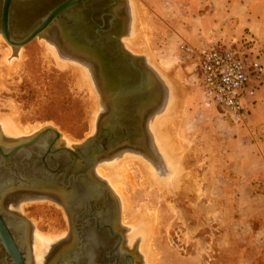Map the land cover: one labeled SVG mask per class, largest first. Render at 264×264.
<instances>
[{
	"label": "rangeland",
	"instance_id": "rangeland-1",
	"mask_svg": "<svg viewBox=\"0 0 264 264\" xmlns=\"http://www.w3.org/2000/svg\"><path fill=\"white\" fill-rule=\"evenodd\" d=\"M122 1L125 4L122 28L126 34L122 35L120 40L130 33L133 22L131 5L128 0ZM138 1L146 12L143 24L146 25L148 37L130 46L137 52H142V48L147 46L154 54L155 64L149 62L142 55L128 51L123 44L122 47L134 57L143 59L144 62H142L147 71L153 70L149 73L156 78L164 92L161 101L153 100V98L145 106H149V108L142 126L144 146L118 147L108 157H102L101 160H107L120 151L133 149V151L145 155L148 162H151L150 164L162 177L160 180L164 189L159 186V183L148 182L142 177L138 166L129 163L135 188L131 189L127 183H124L129 207L122 214L123 217L119 212L118 223H121V220L132 222L140 216V213H147L145 216L150 220L158 221L156 236L152 239V248L158 262L156 264H264V232L257 229L259 221L264 219V211L260 203L249 201V197H247L245 201L251 206L250 212L240 210L235 195V177L219 175L220 142L230 136L229 129L232 126L238 125L224 121L214 111L206 110L201 106L198 82L188 71L184 62L185 58L174 45V41L178 37L167 35L170 31L164 23L163 16L167 18L173 15L179 17L181 12H186L185 1ZM180 5L183 6L180 7ZM0 47L1 50L10 47L13 51L4 39ZM22 49L24 58L19 71L7 78L4 82V89L3 87L0 89V114L16 113L19 124L25 128L31 125H44L43 127L51 125L59 133H64L77 143H82L91 137L88 136L91 132L88 119L93 118L88 117L92 107L91 99H89L91 96L89 97V91L86 90L87 88L85 89L84 84L80 80L78 81L79 77L75 80L77 76L70 67L59 68L49 56L46 59L43 56L44 49L39 45L38 37L32 39ZM83 60L89 62L87 57H84ZM168 77L170 78L168 79ZM172 82L180 87L178 88V97H184L180 98L182 106L184 105L182 107L184 113L181 115L180 126L174 130V135L178 140H181H179V144L181 143V147L183 146L185 159L183 158V161L177 163L181 164L183 169L186 167L187 171H191V173L188 172L189 175H187V171L184 172L185 175H182V180L180 179L182 183L178 186L166 182V178L170 176L167 171L170 170L166 161L161 159L160 152L154 146L153 139L146 128L153 118L149 116V112L155 114L159 111V106L162 105L163 109L170 101ZM96 83L95 81V86ZM152 83V93L157 98L155 82ZM112 88V83L109 81L105 93L111 91ZM96 89L98 90L97 86ZM97 97L101 104L99 106H102L104 104L102 96L99 94ZM99 108L101 109L99 112L102 113V108ZM98 118L99 116L92 136L96 134ZM2 136L4 135L2 134ZM8 139L10 137L6 138V140ZM149 155L152 158L148 157ZM156 164L158 165L156 166ZM178 164L177 166H179ZM159 169L161 172H158ZM14 198L17 199L13 200ZM0 204L2 210L4 209V214L12 217L17 216L26 225L31 239L28 241L27 249L32 258V264H41L44 259L45 264H48L59 253L62 245L51 249V243L48 244L38 261L34 254L32 237L35 230L47 234L49 228H54L56 234L58 232L60 235L64 232L67 236L70 231V223L69 216L63 208L44 199L27 200L18 198V196L2 198ZM8 219L6 218L5 221L14 233L13 225ZM249 223H254V226L252 227ZM118 225L123 229H121L125 239L123 247L138 255L139 259L135 264H142L143 259L137 250V244L129 246L126 241L127 231L121 224Z\"/></svg>",
	"mask_w": 264,
	"mask_h": 264
},
{
	"label": "water",
	"instance_id": "water-1",
	"mask_svg": "<svg viewBox=\"0 0 264 264\" xmlns=\"http://www.w3.org/2000/svg\"><path fill=\"white\" fill-rule=\"evenodd\" d=\"M97 4V8L91 10L84 0H53L49 6L47 1L42 0H0V31L8 43L25 45L55 21L54 25L57 24L63 29L65 37L87 50H93L95 46L97 51H105L107 48L104 46L111 44L112 68L119 66L125 74L131 73L138 78L133 85H123L113 90L112 100L111 98L107 100L108 109L102 112L101 118L108 121V126L99 121L96 134L72 149L60 147V134L49 126L26 139L19 141L5 139L8 141L5 144H10L9 146L0 142V191H4L0 193H4V198L26 194L24 193L26 190L43 195L46 193L64 206L70 221L69 237L72 238L69 248L66 249L68 251H60L64 255L68 254L65 262L133 264V251L122 246V232L120 233V229L116 227L117 212L113 210L112 200L99 186V182L90 175L98 157L106 156L110 149L114 150L118 146L131 145L130 133L143 126L147 114L143 116L145 114L143 112L144 118L140 125L138 121L132 119L129 122H121L117 119L116 107L118 103L123 102L121 108L124 112L121 115L123 117L128 115L131 99L137 94L139 96L144 94L147 90L145 87L147 68L141 58L134 57L122 47L120 39L125 32L115 11L123 12L124 2L100 0ZM80 13L86 17L89 15L90 20L92 14L100 16V25L92 23L96 39H88L82 31L67 32L71 26L67 23L79 17ZM25 19L31 23L25 24L27 27L17 28L20 33L15 32L12 35L10 31L12 27L20 25ZM84 20L87 26V18ZM124 119L126 121V117ZM117 123L125 124L124 134L122 131L117 132ZM2 223L0 218V240L6 252L16 264H23L14 240L3 231ZM87 244L94 248L93 253H96V256L93 259L82 256V251L84 255L86 254Z\"/></svg>",
	"mask_w": 264,
	"mask_h": 264
},
{
	"label": "bare ground",
	"instance_id": "bare-ground-1",
	"mask_svg": "<svg viewBox=\"0 0 264 264\" xmlns=\"http://www.w3.org/2000/svg\"><path fill=\"white\" fill-rule=\"evenodd\" d=\"M42 1H45V0H42ZM137 1L136 0H128L129 4L131 5V9H132L133 22H132L131 27H130V33H128V35H126L121 40V43L123 44L125 49H127L128 51H130L134 54L142 55L149 62L154 63V59H153L154 54L147 46L142 48L143 49L142 52H137L130 46L132 44L139 43V41L141 39L148 37V34H147L148 31L145 28L146 25L144 26V24H143V18L146 15V12H145V9H143L142 6L140 5L141 3L138 1L140 3L139 4ZM123 7H122V9H123L122 11H124ZM74 9H76V8H74ZM123 14H124V12H123ZM27 23L30 24L31 21L25 19L22 23H20V25H14V26L15 27H17V26L27 27L28 25H25ZM54 23H55V21L51 22V24H49V26L47 28H45L40 34L36 35V37H38L39 45L42 46L44 49L43 56H45L46 59H47V56H49L52 60H54L56 62L55 63L53 61L56 64V66L57 65L59 66V68L62 67L64 69L65 67H70V69H72L74 71L73 73L75 74V76H77L75 80H77V78L79 77L78 81L80 80V82H82L84 84L85 89L87 88L86 90L89 91L88 94H89V97L91 96V98H89V99H91L92 107L90 110L91 113L88 117L91 116L93 118L90 117L91 119H88L90 121V126H91V129H90L91 132L89 130L90 133L88 134V136L93 137L94 135L92 136V134L95 132V123L97 121L98 116H99V118H98L96 128L98 127V125H100L99 121H102L104 125L108 126V121H105L103 119L101 120L102 113L99 112V109H100L99 107L102 108L103 112H104V110H107L108 109L107 100L112 97V94L109 93V91H108V93H105V91H106V90H104V88H106L105 83H104L105 81H103V82L101 81L102 79L99 78V75H100L99 72H98V76H97V73H95V71H94L95 66L93 64H91L90 62L87 63V62H85V60H83L84 57L91 58L90 53L88 54L85 52L78 51V49H81V47L79 45H78L79 46L78 47L76 43L72 42V40H69V38L67 36L65 37V34H64L65 32H63V29L60 28L57 24L54 25ZM35 25L39 26L38 24H35ZM14 26L12 27V30H10L12 32V35H14L16 32L14 30ZM53 26H57L59 28V30H61L60 32H61V36L65 40V41L63 40L64 42L56 40L57 36L55 35L54 32H50L46 36V32L48 31V29H50ZM123 32H124V29H123ZM17 33H20V30ZM125 34H126V32H125ZM2 37H3V35L0 31V44L3 43V39L5 40V38L4 37L2 38ZM6 43L12 47L13 51L11 50L10 47H7L6 50H4V49L1 50V47H0V56H1V58H0V89L2 87L4 89V87H5L4 82L7 78H10L13 74H15L19 71V69L21 67V62L23 61V58H24L22 47L26 45V44L25 45H16L15 44L16 42L11 44V43H8L7 41H6ZM142 61H143V59H142ZM146 71H147V69H146ZM149 72H150V69H149ZM149 72L148 71H147V73L145 72L146 73V79H147L145 82V87H147L146 85H148V87H150V89H152V86H153L152 82H155V89L157 91V98H155V100L161 101L162 100V94L164 92V91H162V86L160 87V84L157 83L156 78H154L152 76V74H150ZM74 74H72V75L74 76ZM169 78L170 77H168V79ZM95 81L97 82L96 86H97L99 91L96 89ZM174 82H172L173 84H171V85H173L172 96H171V99L168 102L167 106L163 107V109H162V105L159 106V108H158L159 111L155 112V114H154V112L153 113L149 112V116H151V118L152 117L153 118L151 119L150 124H148V127H146V128H147L149 134L151 135V137L153 139L154 146L160 152L161 159H164L166 161L167 166L170 170V171H167L168 175H170V176L166 178V182L170 183L171 185L173 184V185L178 186L179 184L182 183L181 177H182V175H185L184 172L186 173L187 168L185 167L186 169L184 168L185 169L184 170L183 166H181V164L179 165L177 163L179 161H183L182 159L185 156L183 154L184 149L182 150L183 146L181 147V145H180L181 143L179 144L180 139L178 140V138L175 137V135H174V130L178 129V127L180 126L181 120H182L181 115H182V113H184L182 110V107L184 105L182 106V103L180 101V98H184V97H180V98L178 97V92H179L178 88H180V87H178V85H176ZM76 83H77V81H76ZM169 83H171V82H169ZM77 84H79V82ZM165 90H166V88H165ZM148 91L149 90L147 89V90H145L144 94L142 93V95H140V96L137 94L135 97H137V100L139 102H141V99L144 101L146 96H147L146 92H148ZM99 94L102 96V99L104 101V104L102 106H99V105H101V104H99L100 100L98 101L99 97H97V95H99ZM110 100H112V98ZM122 103L123 102H120V103H118V105L121 106ZM154 110H156V109H154ZM116 111H117V107H116ZM130 111H132V110H129V112ZM123 112H124L123 109H121L120 113L122 114ZM143 112L145 113L146 111L143 109ZM144 113H141V117L144 116L143 115ZM15 114L14 113L6 114V115L0 114V133H2L4 136L10 137V139L14 138V139H12L14 141H19L22 139L29 138V137L33 136L35 133H37L38 131H40L41 129L46 127V126L43 127L44 125L43 126H40V125L32 126L31 125L28 128L22 127L17 120L18 115L16 116ZM131 115H133V113H131L129 115V117ZM116 116L117 117L120 116L121 118L123 117L122 115L119 114V112H118V115H116ZM104 117L105 116H103V118ZM132 120H134V118ZM144 122H145V120H144ZM124 126H125V124H123V123H120L119 126L117 125L116 126L117 132H120ZM47 127H48V125H47ZM49 127H52V126L50 125ZM55 130H57V129H55ZM57 132H58V130H57ZM2 134H0V142L5 146H9L10 144H5V143H8V141H5V139L7 137L2 136ZM59 134H60V138H59V144H60L59 146L60 147L72 149V148H74V146L80 145L86 141L85 140L82 143L78 142L80 144H78L75 141L77 143L75 145L74 144L75 142L73 140H71L67 135H65L64 133H61V132ZM130 134L132 135V138H131V142H132L131 145L132 146H134V147H143L144 146L143 142L140 145L134 144L136 138L140 134H143V127L139 126L135 132L133 131V133H130ZM91 137H89V138H91ZM131 145H128V146H131ZM118 147H117V149H118ZM123 147H125V146H123ZM110 150L111 151L106 156H102V157H108L109 154H111L113 151L116 150V148L114 150H112V149H110ZM102 157L97 158V160H96V162L92 168V172H91L90 176H92V178H95L99 182V186L107 192L108 197L110 198V200H112L113 210H116V212H117V217L115 218L116 219V227L120 229V233L122 232L123 229L120 228L118 224H121V226L123 228H125V231H127L126 241H127L129 246H132L135 243L137 244V250L139 251L141 258L143 259L142 264H156V263H158L157 258H156V254L152 248L153 247L152 246V239L154 238V236H156L155 235L156 234V225H157L158 221L155 222L154 220H150L147 216H145V215H147V213L146 214L140 213V216L136 220H133L132 222H126V221L124 222V220L123 221L121 220V223H118V222H119V212L121 213V217H123L122 214H124V212H126L128 207H129V201H128V197L126 195L124 183H127L131 187V189L135 188V184L133 181L132 172L130 170L129 163L136 164L138 166L139 172L141 173L143 178H145L148 182H151L154 184L159 183V186L161 188L163 187L161 185L162 181L160 180V178H162V177L159 176V174L157 173L154 166L152 164H150L151 162L150 163L148 162L149 160H147L145 158L146 157L145 155H143V154H141L135 150L133 151V149H130V150L127 149L124 151H120L107 160L106 159L101 160ZM148 157H151V156L149 155ZM158 157H160V156L158 155ZM166 163H164V164H166ZM176 163L179 166H177ZM157 165L158 164H156V166ZM158 172H161V170ZM167 172L165 171V173H167ZM188 172H189V170L187 171V175H189ZM189 173H191V171ZM161 175H163V174H161ZM90 176H89V178H90ZM179 187L181 188V186H179ZM179 187H178V189H180ZM163 189H164V187H163ZM26 191L29 192L30 190H26ZM0 192H4V191L1 190ZM3 194L4 193H2V194L0 193V201L2 200V198H4ZM22 197L23 196H21V198ZM22 199H27V200H29V199H31V200L32 199H44V200L50 201L52 203H55L56 205L62 207L63 210L65 211L64 206L61 203L56 202L52 197H49L48 195H45V194L44 195L43 194H38V195L29 194L28 196L23 197ZM118 208H119V211H118ZM1 211H2V208H1ZM65 213H66V211H65ZM13 227L15 230L14 233H16L17 237L22 241V239L25 238L24 235H25L26 229H25L24 225H22V227H21L17 223V225H15ZM69 233H71V232L69 231ZM69 233L66 237L68 239L70 238ZM57 234H58V232H57ZM57 234L54 231V228H51V229L49 228V231L47 232V234L46 233L45 234L40 233V231H38V230L34 231L32 238H33V249H34V254H35L36 260L38 259V261H40L39 259L41 258V255L44 254L43 251L48 246V244L53 243L59 239L61 240V238H62V240H66V239H64L65 238L64 236H66V234L64 232L61 233L60 235L59 234L57 235ZM68 239H67V241H68ZM124 240L125 239L122 235V244L124 243ZM67 241H65V242H67ZM85 248H86L85 249L86 254L84 255V252L82 251V254H83L82 256H85V257L88 256V259L95 258L96 253H93L94 248H92L90 246V244L85 245ZM26 249H27V246H26ZM48 252H49V250H48ZM132 254H134V252H132ZM137 257H138L137 254L133 255V264H135V262L138 261L139 257L138 258ZM26 258H27V264H32V259H31V256H30L28 249H27ZM66 259H67V256L65 258H61L57 262V264L68 263V262H65ZM82 259H84V257H82ZM81 263H82V261H81Z\"/></svg>",
	"mask_w": 264,
	"mask_h": 264
},
{
	"label": "crops",
	"instance_id": "crops-1",
	"mask_svg": "<svg viewBox=\"0 0 264 264\" xmlns=\"http://www.w3.org/2000/svg\"><path fill=\"white\" fill-rule=\"evenodd\" d=\"M184 1L186 12L179 17L163 16L170 31L167 35L178 37L175 46L180 40L196 47L241 46L258 53L264 67V0ZM254 101L247 123L232 126L230 136L220 142L218 163L219 175L235 177L238 208L248 213L251 206L245 201L247 197L260 203L264 211V76ZM258 225L264 232V219Z\"/></svg>",
	"mask_w": 264,
	"mask_h": 264
},
{
	"label": "built area",
	"instance_id": "built-area-1",
	"mask_svg": "<svg viewBox=\"0 0 264 264\" xmlns=\"http://www.w3.org/2000/svg\"><path fill=\"white\" fill-rule=\"evenodd\" d=\"M176 48L198 82L201 106L233 125H245L263 83L258 53L234 45L196 47L182 40Z\"/></svg>",
	"mask_w": 264,
	"mask_h": 264
},
{
	"label": "flooded vegetation",
	"instance_id": "flooded-vegetation-1",
	"mask_svg": "<svg viewBox=\"0 0 264 264\" xmlns=\"http://www.w3.org/2000/svg\"><path fill=\"white\" fill-rule=\"evenodd\" d=\"M45 1H47V3H48V6H49V4H51V1H53V0H45ZM85 1V3H87V6H89L90 7V9L91 10H94V9H96L97 8V6H98V4L96 5V3H97V1H98V3H99V1L100 0H84ZM84 3V2H83ZM108 3H110V1L108 2ZM116 13V15H117V17H118V20H120L121 21V23H122V25L124 24V19H123V17H124V14H123V12H121V10H118V11H115ZM85 18H87V22H88V24H87V26H86V22H85ZM92 21V22H91ZM123 21V22H122ZM92 23L93 24H98V25H100L101 24V21H100V16L98 15V14H92L91 15V20L89 19V15L86 17L85 15H83L82 13H80V16L79 17H76V19H74V20H70L67 24H71V26H70V28L68 27V29H67V32H68V30H69V32L70 31H72L71 33H74V32H77V33H80V31H82L83 33L85 32V35H86V37L88 38V39H96L97 37H95V35H94V33H93V29H94V27H93V25H92ZM18 28L20 27V26H17ZM17 27H15L14 26V30L16 31V32H19V30H17ZM65 30H66V28H65ZM61 30H59V28L57 27V26H53V27H51L50 29H48V31L46 32V36H47V34L48 33H50V32H54L55 33V35L57 36L56 37V40H59V41H63L64 39H63V37L61 36V32H60ZM65 41V40H64ZM63 41V42H64ZM107 41V40H106ZM72 42H74V41H72ZM69 43V42H68ZM74 43H76L77 44V46L79 45L77 42H74ZM122 44V43H121ZM80 46V45H79ZM78 46V47H79ZM104 47H106L107 49L105 50V51H101V50H96V48L97 47H95L94 46V49L93 50H91V49H85V48H83V47H81V49H78V51H81V52H85V53H90V56H91V58H88L89 59V62L91 63V64H93L94 66H95V68H94V71H95V73H97V76H98V72L100 73V75H99V78L100 79H102L101 81L103 82V81H105L104 83H105V86H106V88H104V90H106L107 89V87L109 86V81H111V83H112V86H113V88L111 89V91H109V93H111L112 94V92H113V90H117L118 88H120V87H122L123 85H125V86H128V85H133V84H135L136 82H137V75H133V74H125V71H123V69L122 68H120L119 66H117L115 69L114 68H112V45L111 44H107L106 46H104ZM89 56V55H88ZM95 58V59H94ZM98 79V78H97ZM108 85V86H107ZM147 86V89L150 91H148V94H147V96H146V98H145V100L143 101L142 99H141V102H139L138 100H137V97H134L133 99H131L132 101L129 103V107H128V111L129 110H132V111H130L131 113H133V115H131L130 117H129V115L131 114L130 112L128 113V115L126 116H124V117H126V121H125V119H124V117H120V116H118V120H120L121 122H129V120L131 121V119H133L134 118V120H138V123L139 124H141V122H142V119H143V117H141V113H143V109L147 112L148 111V108H149V106L148 107H145L148 103H150L151 101H152V99L153 100H155V96L153 95V91H152V89H150V87H148V85H146ZM152 96V97H151ZM134 105V106H133ZM151 106V105H150ZM121 107V106H120ZM119 107V105L117 104V113L119 112V114L121 115V110L120 109H122V108H120ZM147 109V110H146ZM145 112V114H144V116L148 113H146ZM129 117V118H128ZM117 118V117H116ZM117 125L119 126L120 125V123H117ZM121 127V126H120ZM122 134H124V127L122 128ZM143 142V135L142 134H140L137 138H136V140H135V142H134V144H136V145H140L141 143ZM135 145V146H136ZM30 192V191H29ZM28 191H25L24 193H26V194H22V195H20V196H18V197H21V196H23V197H26V196H28L29 194H35V195H38V194H42V193H34V192H30L29 193ZM25 195V196H24ZM45 195H47L46 193H45ZM22 197V198H23ZM17 199V198H16ZM16 199H14V200H16ZM1 202V201H0ZM3 202V201H2ZM2 204V203H1ZM0 204V205H1ZM2 207L0 206V209H1ZM13 208V207H12ZM11 208V209H12ZM1 211V210H0ZM3 211V210H2ZM6 215V216H5ZM12 215H14V214H12ZM0 218H1V220H2V229H3V231H5L6 232V234L8 235V237L9 238H11L12 240H14V243H15V245H16V248L19 250V254H20V256H21V260H22V263L23 264H27V258H26V256H27V253H26V246H28V241L29 240H31L30 239V234H28V230H27V227H26V225H24L23 223H22V220L19 218V217H17V216H15V217H12L11 215H7V214H4V213H2L1 214V212H0ZM6 218H9L8 220H10L11 221V223H12V225L13 226H15V225H17V223H18V225L19 226H21L22 227V225H24L25 226V228H26V230H25V235H24V237L25 238H23L22 239V241L17 237V235H16V233H15V235H16V237H17V239H16V237H15V235H14V233H13V231H11V229L8 227V224L6 223V221H5V219ZM13 221V222H12ZM14 223V224H13ZM20 224H22V225H20ZM13 229H14V227H13ZM14 232H15V230H14ZM29 235V236H28ZM67 237V236H66ZM64 238V239H68V238ZM71 239L72 238H69L68 240L69 241H67V242H65V240H59V241H56L55 243H51L50 244V248L52 249L53 247H57V246H59V245H62V247L60 248V250H59V253L49 262L50 264H57V262L61 259V258H65L66 256H68V254L67 255H64V254H62V252H60V251H66V249L67 248H69L68 247V245H69V243H70V241H71ZM22 242V243H21ZM21 243V244H20ZM24 243V244H23ZM53 244V245H52ZM52 245V246H51ZM49 248V249H50ZM90 248V247H89ZM68 251V250H67ZM66 251V252H67ZM91 253V252H90ZM62 254V255H61ZM59 255V256H58ZM59 258V259H58ZM32 259V258H31ZM55 259H58V261L56 262L55 261ZM33 263V262H32ZM48 263V264H49ZM68 263H71V262H68ZM0 264H16L15 262H14V260L12 259V257H11V255L8 253V252H6V250H5V248H4V245H3V243H2V241L0 240ZM41 264H45V259H44V262L43 263H41Z\"/></svg>",
	"mask_w": 264,
	"mask_h": 264
}]
</instances>
